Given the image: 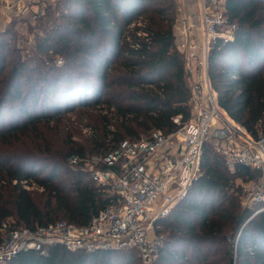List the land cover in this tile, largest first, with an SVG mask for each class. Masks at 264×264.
<instances>
[{
    "label": "trees",
    "instance_id": "1",
    "mask_svg": "<svg viewBox=\"0 0 264 264\" xmlns=\"http://www.w3.org/2000/svg\"><path fill=\"white\" fill-rule=\"evenodd\" d=\"M174 11V0H58L29 24L34 45L19 46L15 28L0 31V240L3 224L88 225L112 196L69 158L106 155L153 131L169 135L174 117L188 120L191 74L176 48ZM224 14L236 30L233 41L217 40L209 52L211 82L228 115L264 140V0H225ZM96 106L114 116L107 126L116 130L98 128L92 140L74 141L77 120L67 113ZM62 128L66 139L54 146L47 135ZM257 175L243 166L230 172L206 144L200 176L156 221L164 242L151 264H264V211L251 217L260 207H244L236 185ZM4 264L142 263L135 249L70 252L55 245Z\"/></svg>",
    "mask_w": 264,
    "mask_h": 264
},
{
    "label": "built area",
    "instance_id": "2",
    "mask_svg": "<svg viewBox=\"0 0 264 264\" xmlns=\"http://www.w3.org/2000/svg\"><path fill=\"white\" fill-rule=\"evenodd\" d=\"M199 2L200 39H193L192 28L187 25L180 28L175 43L179 51L188 54L192 78L188 120L178 115L173 118L177 126L173 133L153 131L138 141H123L119 148L106 155L70 157V164L82 163L89 170L93 182L112 196L111 203L86 226L59 220L34 229L9 230L3 224L0 264L20 252H44L55 245L70 252L135 249L142 264H151L164 242L163 235L153 232L154 224L170 213L193 180L200 176L206 144L224 159L230 172H236L239 166L257 172L256 178L237 179L240 184L236 182V185L241 188L244 207L262 206L251 217L264 211V140H256L221 107L208 69L210 50L217 40L233 41L236 25L224 14L225 0ZM43 4L45 0H0V25L9 17L37 23ZM199 53L204 58L203 72L193 77L191 64L197 61ZM174 192L177 195L173 196Z\"/></svg>",
    "mask_w": 264,
    "mask_h": 264
},
{
    "label": "rangeland",
    "instance_id": "3",
    "mask_svg": "<svg viewBox=\"0 0 264 264\" xmlns=\"http://www.w3.org/2000/svg\"><path fill=\"white\" fill-rule=\"evenodd\" d=\"M56 1L58 0H45L46 4H43V5H48V4L53 5L55 4ZM174 1H175V11H174L175 13L173 15L174 31L177 33V30L179 31L180 28L190 25L192 28L191 29L192 33H193V30L195 29L197 30L196 34L192 35L193 39L195 37H199V34H200L199 28L201 25V22H200L201 7H200L199 0H191V1L174 0ZM4 20L5 21L2 22L0 25V31L5 30L6 28H9V27L15 28V31L19 35L18 36L19 46L22 47L25 44H28L31 46L34 45L35 35H34V32L30 29L31 27L29 26V24L35 27L36 22L33 23L31 19H27L26 22L17 20L16 25L9 26V24L15 19L13 17L12 18L9 17L8 19L6 18ZM28 20H30V22ZM142 27L144 26L142 25ZM184 54H185L186 61H187V68L189 70L188 54L186 53ZM203 61H204V58L201 55V53H199L197 61L195 60L191 64L192 72H194L195 76L200 75L203 72V65H204ZM194 75L192 76L195 77ZM191 82H192V78H191ZM77 110L78 109H76V111L69 112L66 115L67 118L69 117V119H71V121L75 119L77 120L74 126L75 128H73L74 129L73 130V134H74L73 140L74 141H78L82 143L83 139L92 140L93 138L92 136L94 132L93 130H98V128H101V129L105 128L106 132L116 130L115 125L107 126V120H110V123L116 122L114 121L115 118L113 115H111L109 112L105 113V110L107 109L102 108V110H100V108L96 106L95 109L93 110L88 109L87 111L88 113L83 114V115H81L80 111H77ZM104 116H107V119H104L105 121L102 119ZM63 123L69 124V122H67L66 120ZM103 124H105V126H103ZM92 127L93 129H91ZM67 133H68L67 129L62 128L61 130H53L52 132H49L47 137H48L49 142L53 144L54 146H61L62 141L66 139ZM109 138H112L111 134ZM236 182L237 184H240L239 180H237ZM35 190H37L38 192H41V189L35 188ZM174 193L172 194L173 196L177 195V193L175 194ZM256 206L262 207L261 205H256ZM256 206H254V208ZM155 231H156V223L154 224V227H153V232L156 233Z\"/></svg>",
    "mask_w": 264,
    "mask_h": 264
},
{
    "label": "crops",
    "instance_id": "4",
    "mask_svg": "<svg viewBox=\"0 0 264 264\" xmlns=\"http://www.w3.org/2000/svg\"><path fill=\"white\" fill-rule=\"evenodd\" d=\"M189 1H191V0H189ZM196 29L195 30H193V34H196ZM176 33V32H175ZM179 33V31L177 30V33H176V35ZM199 38V37H198ZM192 75H194V72L192 73Z\"/></svg>",
    "mask_w": 264,
    "mask_h": 264
},
{
    "label": "water",
    "instance_id": "5",
    "mask_svg": "<svg viewBox=\"0 0 264 264\" xmlns=\"http://www.w3.org/2000/svg\"><path fill=\"white\" fill-rule=\"evenodd\" d=\"M232 264H235V259L232 260Z\"/></svg>",
    "mask_w": 264,
    "mask_h": 264
}]
</instances>
